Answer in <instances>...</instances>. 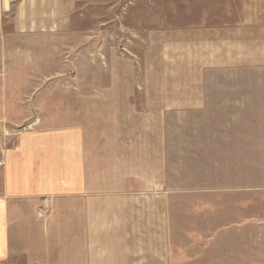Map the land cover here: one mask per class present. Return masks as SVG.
Returning <instances> with one entry per match:
<instances>
[{"label": "rangeland", "instance_id": "rangeland-1", "mask_svg": "<svg viewBox=\"0 0 264 264\" xmlns=\"http://www.w3.org/2000/svg\"><path fill=\"white\" fill-rule=\"evenodd\" d=\"M248 3L262 10L257 0H63L60 21L40 7L28 32L16 8L0 6V120L14 134L71 124L110 133L121 145L106 153L132 190L143 174V189L174 191L173 235L191 257L179 264H264L263 145H249L251 165L231 128H216L218 105L264 93L262 65L244 74L217 64L216 39L237 33ZM237 40L262 47L257 34ZM195 78L205 93L196 108L181 96ZM243 163L250 180L232 173Z\"/></svg>", "mask_w": 264, "mask_h": 264}, {"label": "crops", "instance_id": "crops-1", "mask_svg": "<svg viewBox=\"0 0 264 264\" xmlns=\"http://www.w3.org/2000/svg\"><path fill=\"white\" fill-rule=\"evenodd\" d=\"M62 1L0 0V6L16 8L17 30L28 32L32 21H38L40 7H49V22L60 21L55 8L62 7ZM257 1L263 2L262 10H252L256 3L246 4L238 17L243 25L235 27L237 33L216 39V50L217 43L223 47L217 64L228 69L241 65L244 74L258 71L259 65L264 69V0ZM28 7L31 14H26ZM252 34L262 40V47L244 50L237 39L247 40ZM252 84L260 86L257 79ZM183 85V100L202 107L205 93L199 78ZM244 98L233 100L237 109L217 106L216 128H231L239 145H245L238 156L253 165L255 147L251 151L249 145H263L264 151V93ZM105 145L121 144L110 133L80 124L25 129L10 137L0 168V264H179L191 260L188 245L178 244L173 235L172 188L143 189V174H136L140 186L132 190L130 175L116 168ZM249 168L243 163L232 173L237 179L250 180ZM220 186L214 193L223 191L217 189ZM44 196L50 197L46 216L37 211Z\"/></svg>", "mask_w": 264, "mask_h": 264}, {"label": "built area", "instance_id": "built-area-1", "mask_svg": "<svg viewBox=\"0 0 264 264\" xmlns=\"http://www.w3.org/2000/svg\"><path fill=\"white\" fill-rule=\"evenodd\" d=\"M14 133L12 131H7L4 123L0 120V168L3 166L4 164V153L6 150V145H8V143H6V139L9 142L10 137L13 135ZM50 210V197H43L42 199V207L39 210L40 214H47Z\"/></svg>", "mask_w": 264, "mask_h": 264}]
</instances>
